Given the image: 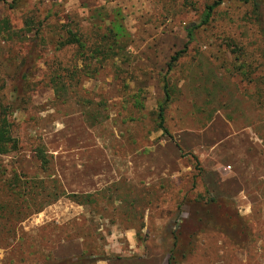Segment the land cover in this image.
Masks as SVG:
<instances>
[{
  "label": "rangeland",
  "instance_id": "obj_1",
  "mask_svg": "<svg viewBox=\"0 0 264 264\" xmlns=\"http://www.w3.org/2000/svg\"><path fill=\"white\" fill-rule=\"evenodd\" d=\"M5 1L0 107L19 148L4 165L34 176L41 144L64 191L91 202L61 199L24 222L0 264H264V70L236 71L263 56L252 7L225 0L188 42L214 0ZM108 35L114 51L93 57ZM163 78L169 135L156 130ZM209 198L223 204L207 215Z\"/></svg>",
  "mask_w": 264,
  "mask_h": 264
},
{
  "label": "trees",
  "instance_id": "obj_2",
  "mask_svg": "<svg viewBox=\"0 0 264 264\" xmlns=\"http://www.w3.org/2000/svg\"><path fill=\"white\" fill-rule=\"evenodd\" d=\"M225 0H214L213 3L205 6V11L203 16L200 18V22L195 26H188L186 31V36L188 42L192 41L194 38V32L207 25L211 19L214 10L219 7ZM229 1V0H227ZM243 5H250L253 10L254 19L253 22L256 24V28L264 39V7L261 0H236ZM4 5L9 8L13 7L14 2L8 5L5 0H0ZM6 21L0 23V30L7 29ZM39 31L36 32L35 37L38 38ZM107 38L104 37V39ZM32 50L23 58L19 63V78L22 81H26L29 72L34 68L38 60V44L37 40H34ZM110 44L104 43L103 46L97 47L92 53L93 57L105 58L109 56L111 52L114 51L117 45L116 41H112L108 35ZM64 45H78L80 50L84 46L76 39L75 35L67 36V40L63 43ZM188 44H186L185 49ZM183 52H178L174 57L171 58L168 64V71L171 70L172 65L176 62ZM233 53V52H232ZM259 65L252 67L248 64H239L235 66L236 71L242 76L248 79L255 70H264V52L261 57ZM252 68V69H251ZM251 69V71H250ZM2 88V87H1ZM52 90L56 98L64 96L65 98L71 97L68 92L69 89L65 86H58L54 82L52 83ZM1 91V89H0ZM163 93L165 100L158 106V125L157 131H162L165 135H169L164 123L165 109L167 103L171 100L172 90L168 86L166 78H163ZM256 103H264V91L261 87L255 89V94L253 95ZM1 104V102H0ZM83 102L82 106H85ZM92 104V103H89ZM93 105V104H92ZM100 106L95 105V107ZM91 113V112H90ZM90 113L86 115L90 116ZM86 119V118H85ZM18 141L13 138L10 125L7 121V116L0 107V250L8 251L13 248V245L18 243L22 237V231L20 226L31 219L33 216L40 214L47 207L57 203L61 199H68L72 203L83 206L86 203H90L91 196H77L67 194L59 180L55 177V173L51 168V157L48 155L45 147L41 144L34 151V161L37 165L35 171L38 172L34 176H28L24 174L23 171H18L14 168H10V165L5 164L6 159L15 156L18 153ZM38 174H42L40 177ZM223 201L216 198H209L206 205L202 207L204 213L207 215L219 211L222 207ZM170 261V260H169ZM171 262H169L170 264ZM60 264V263H58Z\"/></svg>",
  "mask_w": 264,
  "mask_h": 264
},
{
  "label": "crops",
  "instance_id": "obj_3",
  "mask_svg": "<svg viewBox=\"0 0 264 264\" xmlns=\"http://www.w3.org/2000/svg\"><path fill=\"white\" fill-rule=\"evenodd\" d=\"M96 264H108V263L105 261H97Z\"/></svg>",
  "mask_w": 264,
  "mask_h": 264
}]
</instances>
